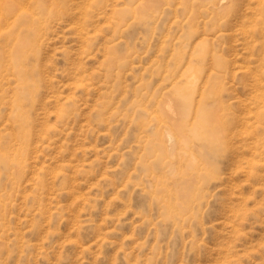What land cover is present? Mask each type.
Segmentation results:
<instances>
[{"label": "rangeland", "instance_id": "rangeland-1", "mask_svg": "<svg viewBox=\"0 0 264 264\" xmlns=\"http://www.w3.org/2000/svg\"><path fill=\"white\" fill-rule=\"evenodd\" d=\"M0 264H264V0H0Z\"/></svg>", "mask_w": 264, "mask_h": 264}, {"label": "bare ground", "instance_id": "bare-ground-1", "mask_svg": "<svg viewBox=\"0 0 264 264\" xmlns=\"http://www.w3.org/2000/svg\"><path fill=\"white\" fill-rule=\"evenodd\" d=\"M220 2H222V1H220ZM220 5H221V3H219ZM171 106V105H170ZM168 108V107H167ZM172 113V112H171ZM174 114H175V112H173ZM165 119V118H164ZM161 120H163V118L161 119ZM222 120V119H221ZM168 121V120H167ZM192 121V120H191ZM164 123H166V122H164ZM176 132V131H175ZM168 135V134H167ZM169 137L172 139V137H171V135L169 134Z\"/></svg>", "mask_w": 264, "mask_h": 264}]
</instances>
